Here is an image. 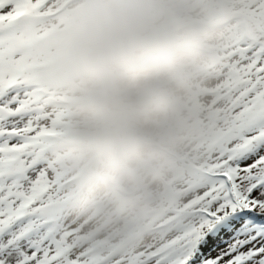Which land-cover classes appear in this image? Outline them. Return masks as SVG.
<instances>
[{
	"label": "snow or ice",
	"instance_id": "obj_1",
	"mask_svg": "<svg viewBox=\"0 0 264 264\" xmlns=\"http://www.w3.org/2000/svg\"><path fill=\"white\" fill-rule=\"evenodd\" d=\"M62 0H0V264H264V0L216 73L217 134L141 241L73 227L47 37Z\"/></svg>",
	"mask_w": 264,
	"mask_h": 264
},
{
	"label": "clouds",
	"instance_id": "obj_2",
	"mask_svg": "<svg viewBox=\"0 0 264 264\" xmlns=\"http://www.w3.org/2000/svg\"><path fill=\"white\" fill-rule=\"evenodd\" d=\"M212 0H62L47 37L61 139L79 172L139 201L182 162L187 82Z\"/></svg>",
	"mask_w": 264,
	"mask_h": 264
},
{
	"label": "rangeland",
	"instance_id": "obj_3",
	"mask_svg": "<svg viewBox=\"0 0 264 264\" xmlns=\"http://www.w3.org/2000/svg\"><path fill=\"white\" fill-rule=\"evenodd\" d=\"M250 3L251 0H212V6L206 12L203 20L204 46L197 58L202 57L205 61L213 59L218 62V65L214 68L210 67L207 75L201 77V81H206L209 75L213 76L217 72L221 59L229 50V46L239 29L243 27L248 18ZM211 63L213 62L210 61ZM211 87H206L208 96L213 95L215 92ZM189 103L193 107L194 123L192 134L183 143L182 162L167 175L158 177L141 200H127L126 204V199L120 198L123 210L116 214L118 220L108 228L104 227L103 223L99 225L98 229L91 235L93 240H107L117 247L136 243L146 237L169 215L172 199L181 187L183 179L211 146L221 124V121H219L220 113H217L219 108H211L209 115H213V119L202 125L200 115L196 113L193 102L190 101ZM56 104L62 110L61 102L56 100ZM56 144L58 151L69 153L64 146L61 135L57 138ZM58 160L61 161V159ZM59 167L64 173L72 170L69 176L63 178L64 185L74 180V189L78 185H81V187L82 185L88 186L92 182L79 172L71 158L66 165H60ZM69 189V186H65L66 195L71 191Z\"/></svg>",
	"mask_w": 264,
	"mask_h": 264
},
{
	"label": "bare ground",
	"instance_id": "obj_4",
	"mask_svg": "<svg viewBox=\"0 0 264 264\" xmlns=\"http://www.w3.org/2000/svg\"><path fill=\"white\" fill-rule=\"evenodd\" d=\"M199 58L196 60L194 73L189 77L186 87L187 90L190 91L188 92V94H190L189 102H193L197 111L196 113L200 115L201 124L205 125L208 121L213 119V115H209L211 108L220 109L222 102L217 100L216 87L219 83L216 76L217 72L213 76L209 75L206 81L200 80L201 77L207 75L209 68L216 67L218 62L213 59L205 61L204 58ZM210 61L213 63L210 64ZM209 85L212 86L211 88L215 91L211 96L206 94V87L209 88ZM56 100L59 101L57 96ZM57 109L62 114L63 119V111L59 107H57ZM217 113L219 114V112ZM57 144L55 153L57 166L66 165L67 161H70L71 156L65 151H58ZM65 148L67 147L65 146ZM58 159H61V161ZM71 172L72 170L64 173L60 169L62 178L69 176ZM73 185L74 180L67 182L65 185L66 187L69 186V190H71L69 191V194H67V210L73 227H80L85 234H88L91 237L92 233H94L102 223L104 224V227L107 228L116 223L118 220L116 214L123 210V206L122 200L117 197L114 192L107 189L104 185L93 181L88 186L82 185L81 187V185H78L74 189ZM125 203L127 204V200ZM104 227L103 229H105Z\"/></svg>",
	"mask_w": 264,
	"mask_h": 264
}]
</instances>
